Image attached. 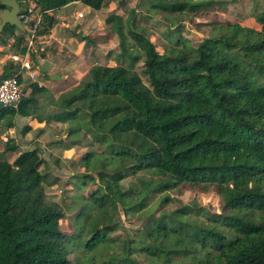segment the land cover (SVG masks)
I'll use <instances>...</instances> for the list:
<instances>
[{
    "label": "trees",
    "instance_id": "trees-1",
    "mask_svg": "<svg viewBox=\"0 0 264 264\" xmlns=\"http://www.w3.org/2000/svg\"><path fill=\"white\" fill-rule=\"evenodd\" d=\"M26 1L19 0L21 10L32 4L43 15L39 35L45 36L56 24V11L77 2L100 11L108 0ZM226 4L139 0L137 7L170 22L161 49L136 10L126 18L113 13L106 24L118 38V50L108 56L120 64L96 65L87 81L56 99L50 96L56 111L46 117L40 110L48 90L38 83L30 94L25 90L16 108L0 106V131L13 129L17 116L33 117L69 124L73 145L84 133L104 148L81 159L87 174L78 177L77 187L94 182L89 173L97 169L103 184L82 203L74 235L61 228L63 208L48 201L40 149L23 151L13 162L0 160V264H96L84 256L113 243L110 209L118 210L119 202L125 212H144L153 194L163 195L160 203L168 205V193L179 188L213 190L229 214L211 216L197 205L162 214L146 225L141 249L125 244L123 255L100 264H136L134 252L165 255L168 261L189 256L183 264H264V8H255L259 31L221 25L194 43L181 25L183 17ZM0 9L6 7L0 3ZM18 31L7 25L0 45L22 41L25 32ZM13 74L9 70L1 79ZM18 149L9 139L4 154ZM132 176L140 180L138 193L121 185ZM198 216L204 220L192 222ZM76 253L83 257L71 259Z\"/></svg>",
    "mask_w": 264,
    "mask_h": 264
},
{
    "label": "rangeland",
    "instance_id": "rangeland-1",
    "mask_svg": "<svg viewBox=\"0 0 264 264\" xmlns=\"http://www.w3.org/2000/svg\"><path fill=\"white\" fill-rule=\"evenodd\" d=\"M213 1L218 3L226 2L227 4L220 10L215 9L201 12L181 19L183 33L192 38L194 43L213 35L214 29H219L218 27L221 25H240L246 29L260 30V26L254 18L256 15L255 8L259 7V11H262L264 0ZM138 3L139 0H108L102 10L95 11L77 2L54 13L56 18L54 28L46 35L47 39L44 40L42 38L44 36H42L38 43L42 49H44V41L46 42V47H49L48 50L44 49L42 52L47 51L46 58L50 66L57 64L61 71L71 69L69 73L71 76L66 80L69 82V85L64 89L63 92L65 93L63 94L69 93L80 83L87 81L89 79V72L94 66L109 65L114 67L120 64L117 61L115 62L113 56L111 59L108 56L110 52L118 50V38L112 31L111 26L106 24L107 18L113 13L126 18L130 11L136 10L140 14L141 26L149 30L152 42L159 49L162 48L165 42L163 35L170 29V22L157 13L142 10L139 6L137 7ZM32 6L30 4V7ZM1 13L2 10L0 9ZM79 13H82L84 18H78ZM20 33L21 31H18V35ZM75 33L77 35L82 34L86 37V41H81L77 36H74ZM25 38L26 36L22 41L15 38L8 39L7 45L13 43V40H15V44L9 49L10 52L14 54L23 52V47L26 44ZM42 52L36 56V58H39L37 59L38 62ZM0 54H4V52L0 51ZM142 69L143 63H140L136 67V70L141 71ZM42 71V68L38 70V72H41L39 76L37 75L39 80L47 77L43 75L46 72L42 73ZM53 79L55 80L57 77H53ZM32 84L34 83H30L27 88L28 94L31 93ZM45 97L50 99L49 94ZM45 103H43L40 110V116L42 117H46L56 111L55 108L49 110L48 108L50 107L45 106ZM26 120L22 116H17L13 119L15 129H12V131H6L5 128L2 129L0 136L3 137L2 135H4L7 142L9 139H12L19 149L16 152L5 155V149L2 147L4 142H6L4 140L3 144L0 145V160L13 162L23 151L32 150L36 147L40 149L42 158L45 161L42 170L49 175V179L46 182L48 201L56 203L63 208L66 218L61 221V228L67 235H74L77 233V228L75 227L77 213L85 206L82 203L103 184L99 174L100 171L97 169L89 173V175L95 178L94 182H89L82 190L77 187L80 184L78 177L87 174L81 159L88 153H102L104 152V148L95 144L84 133L79 137L80 143L78 145L70 143L71 140L67 139L69 124H56L43 121L41 122L43 126H40L36 123H26ZM27 127H30L31 131L25 134L23 131ZM8 132L9 135L6 134ZM142 175L149 176L140 174L139 177ZM121 185L124 191L133 190L135 193H138L141 190L138 177H129ZM168 195L171 198V202L168 205L162 206L160 202L163 195L153 194L148 209L141 213L125 212L122 204L118 202V210L114 208L110 209V219L107 221L109 225L116 227L115 231L109 235L113 239V243L100 247L93 252H87L84 257L88 259L93 258L96 264H100L111 260L115 255H123L125 244H130L131 249L135 247L141 249L144 246L142 239H144L143 234L146 231V225L151 220L159 219L162 214L172 213L182 207L197 205L204 208L211 216H226L229 214L225 208L224 201L213 190L198 194L179 188L169 192ZM191 219L192 222L204 220L201 216H198V218L191 217ZM150 245L154 247L153 242H150ZM204 251L201 250V253H204ZM76 256L83 257V255L76 253L70 255V258L75 259ZM132 257L136 264H183L188 263L191 259L189 256L184 258L182 256V258L178 257L168 261L165 255L156 257L150 256L145 252H134Z\"/></svg>",
    "mask_w": 264,
    "mask_h": 264
},
{
    "label": "built area",
    "instance_id": "built-area-1",
    "mask_svg": "<svg viewBox=\"0 0 264 264\" xmlns=\"http://www.w3.org/2000/svg\"><path fill=\"white\" fill-rule=\"evenodd\" d=\"M78 18H84L82 13ZM20 19L25 28V47L23 52L11 56L18 68L13 76L0 80V106L4 108L17 107L25 97L24 75L35 81L37 73L33 63V57L40 54L43 49L39 45V31L43 22V15L39 13L34 6L21 10Z\"/></svg>",
    "mask_w": 264,
    "mask_h": 264
},
{
    "label": "crops",
    "instance_id": "crops-1",
    "mask_svg": "<svg viewBox=\"0 0 264 264\" xmlns=\"http://www.w3.org/2000/svg\"><path fill=\"white\" fill-rule=\"evenodd\" d=\"M42 38L45 40V39H47V36L45 35ZM13 41H14L13 43H10L7 46H1L0 47V51L4 52V54H0V79L3 77L4 74L8 73L9 70H10V72L14 73L16 71V69L18 68V66H16V64L13 61H11V56L14 55V53L13 52L11 53L9 49L11 47H13V45L15 44V40H13ZM45 44H46V42L44 41L43 42V48L48 50L49 47H46ZM46 52L47 51L43 52L45 55L41 54V58H40L39 62L37 60L39 58H36V56H34L35 57L34 64H35V69L37 70L36 73H37L38 76L41 73V72H38V70L42 68L43 69L42 73L46 72V74H43V75L47 76L49 78L47 79V77H46L44 79L39 80L38 76H37L36 80L32 81L28 77V75L25 74L24 75V86H25V90H27V88H28L30 83H32V82L33 83H38L40 87H44L45 89L48 90L47 93L49 94V96L54 97L56 99L57 97H59L60 95L65 93L63 91L69 85V82L66 81V80H68L70 78V76H71L69 74L71 72V69H67V70H62L61 71L58 68L57 64L55 66H53V65L50 66L48 64V62H47ZM53 77H57V79H55V80L53 79L52 80ZM45 102H46L45 106L50 107V108H48L49 110H53L54 109L53 106L49 105L50 102H51L50 99L47 98ZM26 119H27L26 123H28V122H30L31 124L36 123L37 125L43 126L42 123H39V121L37 119L33 118V117H29V118H26ZM33 126H35V125H33ZM15 128L16 127H14L13 129H15ZM42 128H44V127H42ZM11 131H12V129H11ZM1 133H2V131H0V134ZM6 134L9 135V132L6 133ZM2 136L3 137L0 136V145L3 144L2 142H4V140H5L6 142H4V144L2 146L5 149V147L7 146V139L5 138L4 135H2Z\"/></svg>",
    "mask_w": 264,
    "mask_h": 264
},
{
    "label": "water",
    "instance_id": "water-1",
    "mask_svg": "<svg viewBox=\"0 0 264 264\" xmlns=\"http://www.w3.org/2000/svg\"><path fill=\"white\" fill-rule=\"evenodd\" d=\"M0 3L6 7L0 14V33H2L7 25L25 31L23 23L20 19L21 6L19 0H0Z\"/></svg>",
    "mask_w": 264,
    "mask_h": 264
},
{
    "label": "flooded vegetation",
    "instance_id": "flooded-vegetation-1",
    "mask_svg": "<svg viewBox=\"0 0 264 264\" xmlns=\"http://www.w3.org/2000/svg\"><path fill=\"white\" fill-rule=\"evenodd\" d=\"M27 1H28V0H27ZM27 1H26V2H27ZM28 2H29V1H28ZM24 32H25V31H24Z\"/></svg>",
    "mask_w": 264,
    "mask_h": 264
}]
</instances>
